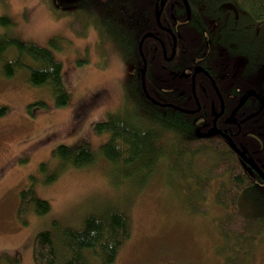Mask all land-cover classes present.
<instances>
[{
  "label": "rangeland",
  "instance_id": "1",
  "mask_svg": "<svg viewBox=\"0 0 264 264\" xmlns=\"http://www.w3.org/2000/svg\"><path fill=\"white\" fill-rule=\"evenodd\" d=\"M69 2L52 0L50 7L48 0H0V17L11 22L0 24V35L51 48L62 64V81L68 94L67 105L57 108L47 87L26 82L25 71L10 78L0 73V108H5L0 116V259L17 258L18 264H34L32 239L37 231L49 229L52 220L61 228H80L90 213L118 211L128 219L129 235L117 250L115 264H229L226 256L233 255L230 248L236 252L233 264H264V238L232 247L218 233L214 219L223 211L213 197L218 179L201 201L206 214L188 208L191 196L184 190L186 179L181 166L170 160L172 146L165 148L171 153L169 158L158 161L144 178L136 173L125 179L120 168L102 158L99 147L104 136L94 131V124L105 115L103 112L111 113L118 106L132 113L136 106L137 115L142 116L146 109L132 102L130 96L119 101L121 84L131 81L132 74L113 60L107 67L100 63L93 50L92 31L81 37L70 30L69 19L62 17L70 13ZM242 20L243 32L253 42L252 51L242 41L244 37L241 43H235V49L257 65L255 83L263 86L264 20ZM51 38L57 47L49 45ZM261 90L264 93V87ZM96 92L98 97L92 100ZM38 101L46 108L36 106ZM80 143L94 151V163L67 167L52 182L44 183L45 175L58 164L52 156L55 146ZM194 159V166L200 164L205 169L216 160L210 151L198 153ZM263 159L264 155L260 157ZM40 163L47 165L46 171L40 170ZM29 187L37 197L48 201L50 209L41 216L28 213L23 224L16 214L18 195ZM258 194L250 191L241 197L238 203L244 214L264 215V188ZM52 231L60 254V229Z\"/></svg>",
  "mask_w": 264,
  "mask_h": 264
},
{
  "label": "trees",
  "instance_id": "2",
  "mask_svg": "<svg viewBox=\"0 0 264 264\" xmlns=\"http://www.w3.org/2000/svg\"><path fill=\"white\" fill-rule=\"evenodd\" d=\"M111 1H78L80 8L77 13L71 14L70 28L77 35L84 36L86 25L92 22L93 19L94 22L100 23L101 17L109 12L110 8L109 19H116L115 24L121 19L120 28H117L116 31H123V33L122 35H109L100 30L99 36L102 41L112 38L120 40L118 43L126 49L125 54L128 59L132 58L133 63H137L138 68H140L141 60L137 56L138 34L133 29L130 30V27L128 28L131 0H121V2L128 5L122 9L117 8L119 3L114 5ZM197 1H195L196 7H198ZM204 1L203 3H208L207 13H213V10L219 8L223 17L225 15L227 17L231 16L234 11H237L253 22L264 20V0ZM48 2L51 7L52 0H48ZM196 12H198V9ZM243 17L239 16L238 20L241 26L240 24L239 26H233L232 17H228L230 22L228 25L224 24V28L227 26V30H224L223 33L224 38L227 39L229 45L236 43L233 41L235 39L239 43L242 41L247 42L246 46L252 51L253 42L251 40L252 43H250V38L245 37L246 34L243 32ZM106 23L110 24L109 22ZM0 24L11 25V22L7 17L1 16ZM104 33L108 35H104ZM242 37L244 38L241 41ZM49 45L53 48L57 47L55 46V40H52V38ZM241 54H243L242 51ZM18 71H25L27 83L37 87H47L55 107L61 108L67 105L68 94L62 81V64L55 57L51 48L23 41L5 33L1 34L0 73L10 78ZM133 91V93L131 92L132 98L129 95L130 100L136 102L137 106H143L147 109L146 105H141L143 95L140 91L139 82H137V86ZM213 96L215 95L213 94ZM214 102L215 106H218L216 98ZM34 104L46 108L44 102L38 101ZM233 105L234 101H230L226 107L225 116ZM28 106L34 105L30 104ZM255 108L256 105L251 106L249 112ZM131 111L132 113H128L129 111L121 113L123 116L118 117L110 115L105 122L95 123L94 125L96 133L110 134L109 141L102 143L99 147L102 158L120 168L119 171L122 172L125 179L136 173L141 174L143 178L149 176L158 161L166 160L171 155L169 153L171 142L164 143L162 133L168 128L179 129L190 123L189 117L181 113L165 115L150 112L147 114L149 110H146L145 115L139 116L136 113V106H133ZM4 112L5 108H0V116ZM223 120L224 116L221 118V123H223ZM246 123L250 126L248 129L251 132L258 131L257 127L254 126V124L257 125V121L251 119ZM182 143L174 141V146L171 147L172 150L170 151L172 152L170 160L178 163L183 171L182 177L186 179L184 190L187 194L190 193L188 195L191 196L187 201L188 208L194 213L206 214L207 209L201 204V201L205 199L206 194L210 191L214 180L218 179V186L213 197L214 202L223 209L220 215L214 219L220 236L232 247H242L241 244L245 243L246 240H253L259 236L264 238V215L248 216L241 211L238 203L241 197L247 195L250 191H254L259 195L258 190L260 189L244 168L242 159L226 146L221 137L216 140L195 138V142L193 139V141H182ZM195 143L201 144L194 147ZM165 148L169 149L166 150ZM207 151L215 154L216 160L212 167L205 169L200 164H197V167L194 166L195 155L197 157L198 153ZM261 154L264 155V148ZM52 156L56 158L58 164L54 171L45 175L44 183L52 182L58 176V173L67 167L91 165L96 158L94 151L89 149L85 143L75 146L58 144L53 149ZM39 167L42 172L47 170L45 163H40ZM251 174L256 176L253 172ZM49 209L48 201L37 197L31 187L19 192L16 214L21 223L25 224L28 213L32 212L37 216H41L48 213ZM54 228L60 229L62 235L59 247L62 248L63 252L60 254L57 249L58 242L55 241L53 236L52 230ZM128 235V219L118 211H111L105 215L90 213L83 218L80 228L64 226L61 228L56 220H52L49 229H41L35 233L31 244V255L34 264H111L116 257L118 248ZM228 251H233V255L226 256L227 262L233 264L236 252L231 248ZM0 264L18 263L17 258L5 257L0 259Z\"/></svg>",
  "mask_w": 264,
  "mask_h": 264
},
{
  "label": "flooded vegetation",
  "instance_id": "3",
  "mask_svg": "<svg viewBox=\"0 0 264 264\" xmlns=\"http://www.w3.org/2000/svg\"><path fill=\"white\" fill-rule=\"evenodd\" d=\"M78 1L69 2L70 13H77L80 8ZM195 1L197 0H131L128 28L130 27V30L133 29L138 34L137 56L141 60L140 68L137 63H133L132 58L128 59L125 54L126 49L118 43L120 40L112 38L102 41L99 36L100 30L109 35L123 33V31H116L120 28L121 19L117 21V24H115L116 19H109L110 8L109 12L101 17L100 23L94 22V19L89 22L86 25V31H92L94 34L95 48L93 50L97 51L99 60L105 63L104 67L109 66V61L113 60L116 64L125 66L126 71L132 74L131 81L121 84L119 101L129 95L132 98L133 90L139 82L143 95L141 105L148 107L147 114L150 112L165 115L181 113L189 117V124L179 129L171 127L162 133L164 143L171 142V146H174V141L182 143V141L194 139L195 142V138L216 140L221 137L226 146L232 150L227 140L220 134L223 133L232 139L246 158L261 165L264 162L260 160L261 151L264 148V98L262 97L264 93L261 90L264 85L255 83L257 65L250 63L246 55L235 49V43L227 44L223 34L224 30H227L224 24L228 25L230 22L228 17H232L233 26H239V16L242 18L244 14L234 11L231 16L225 15V18L219 8L213 10V13H207L208 3H203L204 0L197 1L198 7H196ZM63 3L64 1L61 4ZM111 3L114 5L119 3L118 9L128 6L121 0H112ZM197 9L198 12H196ZM62 17L69 19L66 15ZM106 33L104 35H108ZM144 35L147 36L143 39L141 51H139V42ZM246 36L250 38L249 34ZM233 41L239 43L236 39ZM249 42L252 43L251 40ZM85 46L88 48L86 44ZM144 64L146 94L141 84ZM126 71L125 74H127ZM214 86L222 98L223 113L215 121L214 135L201 138L197 136V131L208 132L213 126L215 115L221 109ZM255 86L261 91L254 88ZM248 91L255 92L258 97L248 96L240 105ZM259 96L262 100L260 111ZM96 97H98L97 92L93 94L92 100ZM215 98L218 106H215ZM230 101H234V105L225 116L226 107ZM198 105L199 109L196 112H186L196 110ZM255 105L256 108L249 112L250 107ZM122 109L123 107L117 106L111 113L103 112L105 115L97 123L105 122L110 115L118 117L123 116L121 113L128 112ZM223 116L224 120L221 123ZM251 119L257 121V125L254 124L258 129L257 132H251L248 129L250 126L246 122ZM102 136H104L103 143L109 141V133H103ZM200 144L195 143L194 147ZM234 153L240 157L236 152ZM244 168L255 180V184L264 188V180L258 173L245 162ZM262 170L264 172V168ZM116 259L112 264H115ZM164 263L167 261L160 264Z\"/></svg>",
  "mask_w": 264,
  "mask_h": 264
},
{
  "label": "water",
  "instance_id": "4",
  "mask_svg": "<svg viewBox=\"0 0 264 264\" xmlns=\"http://www.w3.org/2000/svg\"><path fill=\"white\" fill-rule=\"evenodd\" d=\"M147 35H144L140 42H139V51H141V45H142V42H143V39L146 37ZM144 73H145V64L143 66V69H142V81H141V84H142V89L144 91V93L146 94V90H145V85H144ZM215 87V86H214ZM216 89V87H215ZM216 93H217V96L219 98V101H220V105H221V109L220 111L215 115L214 119H213V126L210 130H208V132L206 133H200L199 131H197V136L198 137H202V138H206V137H209V136H212L214 135V129H215V121L216 119L223 113V108H224V105H223V101H222V98L219 94V92L217 91L216 89ZM251 95H254V96H257L255 92L253 91H248L244 97L242 98V101L240 103V105L242 104V102L248 97V96H251ZM258 97V96H257ZM199 109V105L197 107L196 110H192V111H186V112H189V113H193V112H196L197 110ZM227 141H228V145L230 146V148L232 150H234V152H236L241 158L242 160L249 164L250 167L258 173V175L264 180V173L262 172V168H264V162L261 164V165H257L256 163H253L250 159L246 158V156L244 154H242L240 152V150L236 147V145L233 143V141L230 139V137L226 134H223V133H220ZM165 264H172V263H165Z\"/></svg>",
  "mask_w": 264,
  "mask_h": 264
},
{
  "label": "bare ground",
  "instance_id": "5",
  "mask_svg": "<svg viewBox=\"0 0 264 264\" xmlns=\"http://www.w3.org/2000/svg\"><path fill=\"white\" fill-rule=\"evenodd\" d=\"M252 96H254V95H252ZM147 97L150 99V100H152V98H150L149 97V95H147ZM259 103H260V107H259V111L262 109V100H261V98H260V96H259ZM182 112H185V111H183V110H181ZM189 113V112H188Z\"/></svg>",
  "mask_w": 264,
  "mask_h": 264
}]
</instances>
